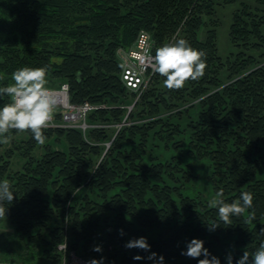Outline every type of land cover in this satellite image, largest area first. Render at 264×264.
<instances>
[{
  "label": "trees",
  "instance_id": "trees-1",
  "mask_svg": "<svg viewBox=\"0 0 264 264\" xmlns=\"http://www.w3.org/2000/svg\"><path fill=\"white\" fill-rule=\"evenodd\" d=\"M255 1L261 8L242 2L234 12L229 36L237 51L224 58L214 0H0V87L12 82L17 68L46 66L47 77L69 84L74 102L113 105L91 112V123L123 121L132 91L121 80L117 54L132 46L141 30L152 35L154 52L174 36L207 53L205 75L179 90L165 88L164 77L154 73L134 103L146 122L121 128L112 147L104 145L111 141L105 127L91 128L86 136L79 129H46L47 140L60 139L65 150L48 146L35 157L39 144L26 132L27 139L15 143L25 162L13 172L14 148L0 151V180L7 179L15 193L5 204L7 218L20 242L0 260L59 264L64 222L70 224L71 248L100 264H198L203 256L181 254L193 238L203 240L220 264H227L226 257L215 250L224 240L241 254L233 253V264L244 250L259 247L264 241V0ZM207 18L213 27L202 39ZM196 99L198 119L186 127L187 143L196 158L207 159L215 193L222 188L227 202L245 190L253 194L251 224L233 217L231 225L209 231L219 223L217 210L208 208L209 200L187 194L179 183L185 174L181 164L145 159L155 127L161 125L155 135L166 141L182 131L162 115L181 114L178 108ZM6 102L0 97V106ZM128 117L134 118L133 110ZM128 142L137 145L127 149ZM54 216L61 224L50 228ZM37 226L48 236L34 233ZM152 232L155 239L149 240ZM139 237L147 238L150 249L125 247Z\"/></svg>",
  "mask_w": 264,
  "mask_h": 264
},
{
  "label": "clouds",
  "instance_id": "clouds-1",
  "mask_svg": "<svg viewBox=\"0 0 264 264\" xmlns=\"http://www.w3.org/2000/svg\"><path fill=\"white\" fill-rule=\"evenodd\" d=\"M154 73L164 77L163 85L169 90H179L187 81H197L205 75L207 68V53L202 49L193 48L185 39H177L156 48L152 57ZM48 68L45 67H20L11 74V83L0 87V97H7L8 102L0 106V145L10 143L13 131L17 133L30 132L39 145L47 141L45 130L51 126L54 115L55 103L48 87ZM0 79H3L0 77ZM15 199L12 184L7 180H0V220L7 219L8 208ZM254 196L250 191H242L239 198L227 202L224 190L221 188L208 201V208L216 209L218 222L208 226L209 231L220 227V224L231 225L233 217H245V222L251 224L256 219L253 208ZM251 209V211H249ZM123 234V230H121ZM264 235V228H261ZM126 248L150 249L146 237L129 240ZM98 250V249H96ZM182 255L198 259V264H220L216 256H212L204 247V241L193 238L186 243V251ZM153 257L156 255L152 254ZM140 257H134L139 259ZM160 261H163L161 256ZM227 264H233V254L226 256ZM90 264H100L92 260ZM236 264H264V241L252 253L244 250Z\"/></svg>",
  "mask_w": 264,
  "mask_h": 264
},
{
  "label": "rangeland",
  "instance_id": "rangeland-1",
  "mask_svg": "<svg viewBox=\"0 0 264 264\" xmlns=\"http://www.w3.org/2000/svg\"><path fill=\"white\" fill-rule=\"evenodd\" d=\"M215 2V10L216 14L214 16L215 21L217 22V44L219 53L221 56L226 58L230 53L236 52L237 48L232 44L229 36L230 32V25L233 19L234 12L240 8L241 3L245 2L249 4L252 8L260 7L261 6L255 1V0H233L231 2H228L226 0H214ZM209 27H203L200 30V37L202 39H205L207 36V29L213 27V24L209 19L207 18ZM175 37L173 36L170 38L169 42H174ZM125 48V47H122ZM129 48V47H128ZM121 49V47H120ZM119 50V49H118ZM256 55H260V52L254 51ZM118 55V54H117ZM119 56V55H118ZM120 58V56H119ZM262 58V57H261ZM264 60V59H262ZM48 80V87L53 88L60 84V81L51 79L47 77ZM140 94L138 92H129L126 105L131 106L129 109H127V113H125L123 120L120 123H111L106 126L107 133L110 136L109 142H105L104 145L107 147V144L109 143V147H112L113 144H111L112 140L115 138L117 132L123 128L124 126H129L131 124L137 123V124H143L146 122L147 119H140L139 116H141V106L135 105L134 101L140 100ZM198 99L191 100L187 102L185 105L179 107L178 111L181 114L177 113H164L162 115V120L164 122L168 121L169 123L179 124L181 132H178L175 134L174 138L170 141H166L164 139H161L157 135H155V132L161 127L159 124L157 129L150 132V141L146 145V153L144 154L145 159H147L148 162L154 161V159L164 160V161H170L172 163L178 162L181 164L182 171L185 172L184 177L180 179V184L183 185L185 188L187 194L191 196H195L198 198H201L203 200H210L214 195L215 191L213 190L211 179H210V168L208 167V161L205 158H196L194 154L191 151L190 145L187 143L188 139L185 138L184 132L186 131V127L189 124L190 121H196L198 119V111L199 108L197 106ZM191 104H193L191 106ZM133 110L134 112V118L131 119L129 116V113ZM121 124V126H120ZM186 133V132H185ZM12 139L9 144L7 145H1L0 151L2 153H5L8 149L15 150L13 157L10 159V171H17L22 170L23 164L25 162V159L20 156V153H18V149L15 148V143H19L21 141H25L27 139V133H15L12 134ZM186 140V141H185ZM137 143V142H136ZM136 143L128 142L126 144V148L130 149L133 148L134 145L136 146ZM50 147L52 149L57 150H65V144L61 143V140L59 139H49L46 141L44 145H38V147L33 151V156L39 157L43 153H45L47 147ZM96 163L100 160V158L95 159ZM95 163L94 167L97 165ZM93 167V168H94ZM95 197V195H94ZM61 224V218L58 216H54L53 220L50 222L49 226L50 228H55L56 226ZM67 225V232L66 228H64L62 240L65 238V234H67V239L69 242V246L71 248V232H70V224L64 222V226ZM40 232L43 236H48L45 229H41V227L37 226L34 228V233ZM18 232L16 231L15 224L10 220H0V255H2L5 251L12 249L20 244L18 240ZM149 240L155 239V232L149 233ZM186 243L183 244L185 250H186ZM231 252L237 253L239 255L240 252L237 250L236 246L231 241H222L221 243L217 244L215 253L216 254H223L225 257L227 254ZM187 257V256H186ZM188 258V257H187Z\"/></svg>",
  "mask_w": 264,
  "mask_h": 264
},
{
  "label": "built area",
  "instance_id": "built-area-1",
  "mask_svg": "<svg viewBox=\"0 0 264 264\" xmlns=\"http://www.w3.org/2000/svg\"><path fill=\"white\" fill-rule=\"evenodd\" d=\"M118 55L120 56L122 65L121 80L123 84L128 90L141 94L149 86L154 74L152 57L155 55V52L152 35L146 30H141L133 45L129 48H119ZM49 89L51 90L55 108L51 126L47 129H79L83 135L86 136L91 128H106L108 125L89 122V115L97 109L110 108L113 105L95 103L89 100L74 102L71 99L70 86L67 82H62L58 86ZM135 102L136 101H134V103ZM130 107L131 106H129V108ZM129 108L127 109L130 111ZM124 121L125 120H123V122ZM107 147H109V143ZM66 227L67 225H65L64 228ZM58 250L61 254V261L59 264H90V261L93 260L88 256L80 255L73 248H70L67 234H65L64 240L58 244ZM0 264L28 263L23 260L11 259L0 260Z\"/></svg>",
  "mask_w": 264,
  "mask_h": 264
}]
</instances>
